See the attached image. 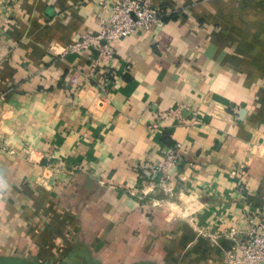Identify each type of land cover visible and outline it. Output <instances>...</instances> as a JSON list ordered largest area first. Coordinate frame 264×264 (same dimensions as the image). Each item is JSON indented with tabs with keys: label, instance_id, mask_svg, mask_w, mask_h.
I'll return each instance as SVG.
<instances>
[{
	"label": "crops",
	"instance_id": "obj_1",
	"mask_svg": "<svg viewBox=\"0 0 264 264\" xmlns=\"http://www.w3.org/2000/svg\"><path fill=\"white\" fill-rule=\"evenodd\" d=\"M147 1L159 21L97 66L63 54L96 0H0V253L225 264L229 226L264 228V0Z\"/></svg>",
	"mask_w": 264,
	"mask_h": 264
},
{
	"label": "built area",
	"instance_id": "obj_2",
	"mask_svg": "<svg viewBox=\"0 0 264 264\" xmlns=\"http://www.w3.org/2000/svg\"><path fill=\"white\" fill-rule=\"evenodd\" d=\"M96 1L99 8L97 15L99 31L92 35H81L63 51V54L94 52L98 56L96 65L103 66V63H109L114 57L113 43L136 29L148 28L159 21V11L152 8L147 0ZM102 14H109V16L105 18ZM104 89L102 90L105 91ZM168 114L171 112H165L161 116ZM179 164L180 147L176 146L165 154L161 163L149 167L147 180L156 182L157 179L159 182L154 187L165 189L169 182L170 171ZM245 218L243 228L231 225L223 233L224 237L231 242L230 247L224 251L225 264H264V228L258 215L247 213Z\"/></svg>",
	"mask_w": 264,
	"mask_h": 264
},
{
	"label": "rangeland",
	"instance_id": "obj_3",
	"mask_svg": "<svg viewBox=\"0 0 264 264\" xmlns=\"http://www.w3.org/2000/svg\"><path fill=\"white\" fill-rule=\"evenodd\" d=\"M36 260H23L18 257H14L12 254L8 255L6 253L2 254L0 253V264H36ZM34 262V263H33ZM48 264H52V262H49ZM69 264V262L67 263Z\"/></svg>",
	"mask_w": 264,
	"mask_h": 264
},
{
	"label": "trees",
	"instance_id": "obj_4",
	"mask_svg": "<svg viewBox=\"0 0 264 264\" xmlns=\"http://www.w3.org/2000/svg\"><path fill=\"white\" fill-rule=\"evenodd\" d=\"M157 180V179H156Z\"/></svg>",
	"mask_w": 264,
	"mask_h": 264
}]
</instances>
